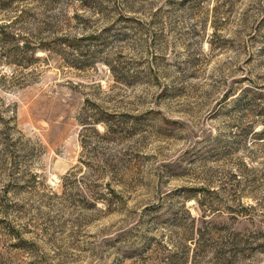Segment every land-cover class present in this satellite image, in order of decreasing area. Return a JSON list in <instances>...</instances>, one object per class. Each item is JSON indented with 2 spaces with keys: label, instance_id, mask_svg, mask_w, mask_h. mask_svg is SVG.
Segmentation results:
<instances>
[{
  "label": "rangeland",
  "instance_id": "374dc122",
  "mask_svg": "<svg viewBox=\"0 0 264 264\" xmlns=\"http://www.w3.org/2000/svg\"><path fill=\"white\" fill-rule=\"evenodd\" d=\"M0 264H264V0H0Z\"/></svg>",
  "mask_w": 264,
  "mask_h": 264
}]
</instances>
